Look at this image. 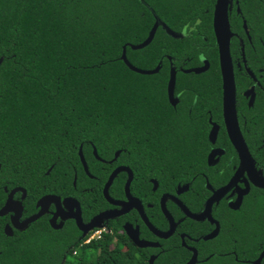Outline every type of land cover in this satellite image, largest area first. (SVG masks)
I'll use <instances>...</instances> for the list:
<instances>
[{
  "label": "trees",
  "instance_id": "trees-1",
  "mask_svg": "<svg viewBox=\"0 0 264 264\" xmlns=\"http://www.w3.org/2000/svg\"><path fill=\"white\" fill-rule=\"evenodd\" d=\"M149 27L137 0H0V187L24 189L32 205L43 193L69 187L74 173L78 186L85 178L79 145L100 181L108 168L92 157L91 146L104 160L119 150L116 164L131 168L143 186L148 178L160 186L183 182L204 164L202 128L193 129L192 144L187 123L162 97L161 81L119 59L122 46L143 42ZM166 39L157 31L139 50L126 46L125 58L147 70L164 54ZM209 72L217 74L216 65ZM3 223L0 264L146 263L114 231L87 244L74 239L66 253L40 235L38 221L11 237Z\"/></svg>",
  "mask_w": 264,
  "mask_h": 264
},
{
  "label": "flooded vegetation",
  "instance_id": "flooded-vegetation-1",
  "mask_svg": "<svg viewBox=\"0 0 264 264\" xmlns=\"http://www.w3.org/2000/svg\"><path fill=\"white\" fill-rule=\"evenodd\" d=\"M142 2L150 15L149 30L157 19L154 34L158 31L168 39L164 54L146 71L157 70L143 76L152 82L161 81L162 97L172 112L187 123L192 144L197 139L193 129L202 128L200 138L204 141L198 144L205 147L204 164L188 173L183 182L160 186L157 180L148 178L143 186L135 182L131 168L116 164L119 150L104 160L91 146L92 157L108 168L104 179L100 181L90 174L87 166L85 174L79 163L85 178L78 186L74 173L69 187L43 193L32 205L26 201L25 191L16 190L11 199L21 207L18 222L39 211L42 215L22 230L12 229V234L38 221L40 235L45 233L67 253L69 243L85 239L96 228L85 234L82 229L96 216L109 212L110 217L97 223L98 229L123 235L126 243L146 257L145 264L150 257H154L152 264H185L192 255L196 257L195 264L209 259L211 264H264V188L258 186L264 183V0H226L224 6L233 112L248 157L241 156L230 142L223 120L217 33L213 26L216 0ZM215 65L217 74L211 75L210 68ZM201 69L204 70L195 72ZM171 74L173 84L168 90ZM117 168H127L131 180L125 191L128 173L118 172L107 188L108 202L103 187ZM16 188L20 187L1 185L0 208ZM216 192L217 200L207 207ZM44 196H51L50 202L36 206ZM129 198L132 206L120 212L124 208L121 203H127ZM12 216L9 212L0 217L4 220L2 230L4 225H10ZM125 229L137 241L149 245L136 246Z\"/></svg>",
  "mask_w": 264,
  "mask_h": 264
},
{
  "label": "water",
  "instance_id": "water-1",
  "mask_svg": "<svg viewBox=\"0 0 264 264\" xmlns=\"http://www.w3.org/2000/svg\"><path fill=\"white\" fill-rule=\"evenodd\" d=\"M139 1H140V3H143L142 0H139ZM225 2H226V0H216V5H215L214 13H213V26H214V30L217 33L216 39H217V44H218V62H219V71H220V77H221V83H222L223 120H224L225 128H226L230 142L240 152L241 156H247L248 157V155L245 151V147L243 145V142L239 137V133H238L235 118H234V112H233V78H232L231 64H230L229 56H228L227 37H225V32L227 34L226 14H225V9H224ZM144 6L146 7L145 4H144ZM158 25H159V23H158V20L156 19L154 25L149 30L147 37L140 44H138V45L126 44V45L122 46L119 59L122 61V63L130 71L137 73L139 75H149V74L154 73L157 70V68L155 70H152V71L140 70V69H137V68L133 67L132 65H130L125 58V47L128 46L131 50H139V49L145 47L146 45H148L149 42L151 41V39L153 38L155 28ZM167 33H170V32L167 31ZM0 62H1V58H0ZM203 70L204 69L195 70V72H200ZM187 72H189V71H187ZM172 84H173V74H171L170 79L168 81V90L171 88ZM93 154L95 155L94 151H93ZM77 157H78L79 163L82 166L83 171L85 172V174H88L80 147H78V150H77ZM120 171H126L128 173L127 174L128 175L127 180H126L125 186H124L125 191H127L128 184L131 180V173L127 168H117L110 173V175L108 176V178L104 184V187H103V194L106 197V199L108 200V202L111 200L106 195L107 188L110 185V183L112 182L113 178L116 176V174ZM153 184H154V182H153ZM258 186L264 188V183H260ZM16 190H20L22 193H24V190L21 188H19V189L16 188V189L11 190L9 193L8 199L6 200L4 205L0 208V217L4 216L5 214H7L9 212L13 213V216L10 217V225H7V224L4 225L3 230H2L3 234L7 237L12 236V229L22 230L28 224L35 221L36 219H38L42 215V211H39L38 213L33 214L32 216L25 219L22 223L18 222L21 207H20V204L18 202H14L11 199L12 194ZM125 193H126V196L128 197V193L127 192H125ZM218 194H219V192H216L209 199V201L207 202V207L209 206V204H211V202H213L214 200H217L216 196ZM51 198H52L51 196L42 197L40 200L37 201L36 206L41 205L43 202L45 204H48L50 202ZM169 198L173 199L171 196H169ZM127 201H128L127 203H121V205L125 209L123 208L122 211H120V212H124L127 208L132 206V202L130 201V198H129V200L127 199ZM110 216H111V213H109V212H105V213H102V214L96 216L85 229H82V230H84V231H82L83 234H85L86 232H88L94 228H99L100 225H97V223L102 218H108ZM50 224H51V222H50ZM76 224L80 228V226H79L80 222H78L77 219H76ZM125 231H126V235L128 236V238L136 246L145 247V246L149 245V244L137 241V239H135L132 236V234L128 231V229H125ZM169 233L170 232L166 233L164 236L169 235ZM153 260H154V257H150L147 261V264H152ZM195 262H196V257H195V255H192L191 258L185 264H195Z\"/></svg>",
  "mask_w": 264,
  "mask_h": 264
},
{
  "label": "built area",
  "instance_id": "built-area-1",
  "mask_svg": "<svg viewBox=\"0 0 264 264\" xmlns=\"http://www.w3.org/2000/svg\"><path fill=\"white\" fill-rule=\"evenodd\" d=\"M101 233H103L102 229H94L88 237H86L83 241V244H87L91 240L99 239L101 236Z\"/></svg>",
  "mask_w": 264,
  "mask_h": 264
},
{
  "label": "rangeland",
  "instance_id": "rangeland-1",
  "mask_svg": "<svg viewBox=\"0 0 264 264\" xmlns=\"http://www.w3.org/2000/svg\"><path fill=\"white\" fill-rule=\"evenodd\" d=\"M96 229H98V228H96Z\"/></svg>",
  "mask_w": 264,
  "mask_h": 264
}]
</instances>
